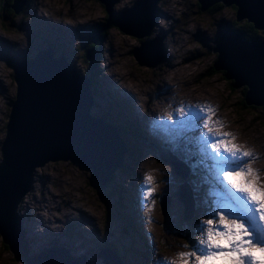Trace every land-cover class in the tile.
Listing matches in <instances>:
<instances>
[{"label": "rangeland", "instance_id": "obj_1", "mask_svg": "<svg viewBox=\"0 0 264 264\" xmlns=\"http://www.w3.org/2000/svg\"><path fill=\"white\" fill-rule=\"evenodd\" d=\"M133 1H115L109 18ZM21 11L23 18L20 13L0 12V141L15 93L12 62L50 44L54 55L63 53L80 73L90 75L95 101L91 113L120 125V136L131 142L129 149L108 147V159L119 154L123 162L111 185L99 190L90 179L91 170L78 162L48 159L34 165L32 186L16 206L32 254L65 244L73 254L86 253L89 264H105L96 251L108 244L122 264H164L165 258L182 264L176 254L191 251L184 245L196 239L194 230L208 218L213 198L208 195L211 176L195 146L183 139L173 142L170 134L154 126L155 117H167L181 102L215 110V115L209 114L211 120L222 127L210 126L231 133L236 144L253 151L250 166L258 170L257 183L264 188V104L242 106L244 87H232L222 68L205 73L215 60L211 47L216 36L234 19L231 5L200 10L197 0H158L156 21L146 36L164 34L163 56L154 66L137 63L132 54L144 38L111 24L95 63L91 54L84 55L89 33L105 18L99 0H26ZM149 93H154L152 100ZM199 97L208 101L199 103ZM156 144L167 146L189 166L185 180L192 187L195 208L187 219L182 215L184 203L173 194L182 177L170 161L158 157ZM145 173L154 177L156 189L155 202L147 205L141 197ZM164 194L171 195L165 212L159 204L161 199L166 202ZM0 264H23L6 248L1 233Z\"/></svg>", "mask_w": 264, "mask_h": 264}, {"label": "water", "instance_id": "obj_2", "mask_svg": "<svg viewBox=\"0 0 264 264\" xmlns=\"http://www.w3.org/2000/svg\"><path fill=\"white\" fill-rule=\"evenodd\" d=\"M104 4L109 23L140 40L132 49L137 63L156 65L163 56L164 34L146 38L155 22L158 0H134L130 6L121 9L109 18L112 4L117 0H99ZM203 10L216 2L235 5L236 21L246 18L257 29H264V0H197ZM26 0H12L10 7L19 12ZM106 24V23H105ZM105 24L90 32L89 40L96 42ZM211 50L215 52L213 66L223 69V75L231 86H244V102L261 106L264 104V36L258 39L244 38L237 29L225 26L214 41ZM87 52V51H86ZM85 52L89 57L91 52ZM149 57L148 60L143 56ZM12 79L15 93L10 102L4 126V137L0 141V233L12 254L23 264H89L87 254H73L65 244L45 246L37 253L29 250V242L22 226V218L16 206L32 186L34 165L45 160L69 159L85 167H91L90 179L95 187H109L116 168L122 166L123 157L115 155L108 159V147L125 149L122 136L116 126L101 116L91 113L94 99L91 96V79L80 73L76 66L60 53L54 55V47H39L32 56L12 62ZM153 93L148 94L152 100ZM100 120L102 128L97 125ZM122 146L114 145L116 134ZM100 134V135H99ZM113 137V138H112ZM114 140V141H113ZM161 160L170 161L173 170L183 180L173 194L186 190L191 207H184V219L193 214L194 204L191 188L184 179L189 173L188 165L171 153L167 146L155 145ZM107 149V150H106ZM117 156V157H116ZM116 159V160H114ZM166 202L159 204L165 212ZM192 208V210H191ZM105 264H122L116 250L102 245L97 251Z\"/></svg>", "mask_w": 264, "mask_h": 264}, {"label": "snow or ice", "instance_id": "obj_3", "mask_svg": "<svg viewBox=\"0 0 264 264\" xmlns=\"http://www.w3.org/2000/svg\"><path fill=\"white\" fill-rule=\"evenodd\" d=\"M209 114L215 115L209 105L181 102L167 117L154 118V126L173 142L183 139L195 146L212 182L208 218L198 222L196 239L184 245L191 251L176 255L182 264H264V188L250 166L254 153L236 144L231 133L214 131L211 124L222 125ZM154 184L145 173L141 197L146 205L155 202ZM164 264L173 262L165 258Z\"/></svg>", "mask_w": 264, "mask_h": 264}, {"label": "trees", "instance_id": "obj_4", "mask_svg": "<svg viewBox=\"0 0 264 264\" xmlns=\"http://www.w3.org/2000/svg\"><path fill=\"white\" fill-rule=\"evenodd\" d=\"M12 2V0H3L2 2V6L0 5V12L5 14V15H13L15 13V11L10 7V3ZM198 2V1H197ZM199 4V2H198ZM222 5V3L220 2H216V3H213L212 5H210V8H216L217 6H220ZM230 6V5H229ZM232 8L234 9V13H235V9H236V6L235 5H231ZM22 10V9H21ZM19 11L17 12V14L20 13V17L23 18L25 15L22 13V11ZM214 10V9H213ZM107 11H105V18L101 21V22H98V25H103L105 24V28L101 31L100 33V37L98 38V40L94 43L90 40H88V43H87V47L84 48V52L85 50L89 49L91 51V56H93L92 58V62L95 63V60L98 58L99 56V52H100V49H101V46H102V39L104 37V34L106 32V26H110L111 23H109V19L107 20ZM112 25V24H111ZM228 27H232L234 29H237L239 30L243 35L244 37L246 38H253V39H257L258 35H261L262 37L264 36V29H257L253 26V23L249 20H247L246 18H243L242 20H239V21H236L235 18L232 20V22L230 24H228ZM90 35V34H89ZM83 52V53H84ZM89 62V60H88ZM90 64V63H89ZM91 65V64H90ZM89 65V66H90ZM90 68H93L92 66ZM89 70V69H88ZM216 70L213 66V62L211 63V65L207 68V71L205 73H210L211 72V75L216 73ZM87 71L83 72V73H86ZM89 72V71H88ZM87 74V73H86ZM88 75V74H87ZM210 75V74H209ZM224 76V75H223ZM90 77V75H89ZM91 78V77H90ZM231 81L230 80V85H231ZM244 87V86H243ZM245 89V87L243 88ZM240 104L242 106H244V104H246L244 102V99L242 98L241 99V102ZM113 124H115L120 132H121V126L112 122ZM128 146L131 144L130 141L126 140ZM3 242V241H2ZM4 243V242H3ZM4 245L6 246V248L8 249L7 247V244L4 243ZM9 250V249H8Z\"/></svg>", "mask_w": 264, "mask_h": 264}, {"label": "bare ground", "instance_id": "obj_5", "mask_svg": "<svg viewBox=\"0 0 264 264\" xmlns=\"http://www.w3.org/2000/svg\"><path fill=\"white\" fill-rule=\"evenodd\" d=\"M119 0H117L116 2H118ZM155 21H156V19H155ZM149 35V34H148ZM148 35H146V36H148ZM145 36V37H146ZM142 39V38H141ZM164 49V48H163ZM169 83V82H168ZM171 87L169 86L168 87V89H170ZM154 94V93H153ZM201 97H199V99L197 100L199 103L201 102V101H208V98L207 97H203V99H200ZM207 98V99H206ZM206 103V102H205ZM159 117V116H158ZM97 125L100 127V128H102V124H101V121L100 120H98L97 121ZM115 125V124H114ZM116 126V125H115ZM108 128L110 129V130H112L115 134H116V140L114 141V142H112L114 145H119V146H122V143H121V140L119 139V138H117L118 137V135H117V133H116V130L113 128V127H109L108 126ZM116 129L118 130V132L121 134V132H120V130H119V128L116 126ZM113 138V137H112ZM122 141H123V143L125 144V147H126V149H129V146H128V144H127V142H126V140L122 137ZM83 166V165H82ZM85 167V166H84ZM85 168H87V169H89V170H91V172H92V169H91V167H85ZM175 196H177V198L180 200V201H182L183 203H184V207H191V199H190V196L188 195V193H187V191L186 190H181L180 191V193H179V195L178 194H174ZM168 196H169V202H170V200H171V195H169L168 194ZM15 210H17V207H16V209ZM23 226V225H22ZM30 250V249H29Z\"/></svg>", "mask_w": 264, "mask_h": 264}]
</instances>
